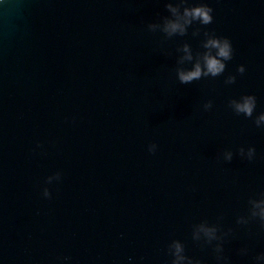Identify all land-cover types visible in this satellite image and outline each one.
<instances>
[{"label":"water","instance_id":"1","mask_svg":"<svg viewBox=\"0 0 264 264\" xmlns=\"http://www.w3.org/2000/svg\"><path fill=\"white\" fill-rule=\"evenodd\" d=\"M168 2L0 0V264H169L172 239L215 264L190 226L219 215L231 264L264 253V231L235 224L264 192V131L226 108L252 94L264 111V0H207L234 48L225 75L246 69L231 86L176 81L161 49L182 40L146 27ZM250 146L251 163L236 155Z\"/></svg>","mask_w":264,"mask_h":264},{"label":"clouds","instance_id":"2","mask_svg":"<svg viewBox=\"0 0 264 264\" xmlns=\"http://www.w3.org/2000/svg\"><path fill=\"white\" fill-rule=\"evenodd\" d=\"M166 15L161 16L157 21L146 25L149 31H160L166 39H180L182 42L175 47L174 53L161 51L165 55H174V75L180 85H191L201 80H216L223 77V84L231 86L236 83L238 76H243L246 69L244 65H238L235 74L225 75L226 67L233 60L234 48L229 38L218 35L214 30H209L208 26L214 22V10L207 0H170L164 4ZM190 37L198 41V48L193 49L190 43L184 38ZM204 112L213 108L211 100L201 105ZM226 108L235 116H243L251 120L256 129L264 131V111L257 112V98L252 94H241L237 98H230ZM36 148H42L40 143ZM147 150L154 154L157 145L149 144ZM236 155L249 163L256 157L254 147L237 149ZM220 157L225 163L233 160L232 151H224ZM62 173L57 171L47 176L43 181L41 196L43 199H51L52 195L49 185L53 182L61 181ZM246 215H238L235 219L237 226H248L256 223L261 231H264V192H259L255 198L247 201ZM223 216L216 217L214 222L201 220L190 226L191 241L201 248H209L213 254L215 264H231L228 256L224 254V245L233 236V229L222 228ZM166 255L170 258L169 264H202L198 258L186 254L185 245L180 240L172 239L166 246ZM239 255L247 256L246 247L239 249ZM129 264L132 258L129 257ZM69 257H63L66 262ZM253 264H264V253L257 254L253 258Z\"/></svg>","mask_w":264,"mask_h":264}]
</instances>
